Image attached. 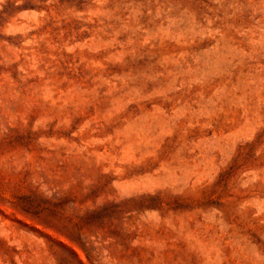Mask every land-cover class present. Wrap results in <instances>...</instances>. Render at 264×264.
Instances as JSON below:
<instances>
[{
  "label": "rangeland",
  "instance_id": "374dc122",
  "mask_svg": "<svg viewBox=\"0 0 264 264\" xmlns=\"http://www.w3.org/2000/svg\"><path fill=\"white\" fill-rule=\"evenodd\" d=\"M0 264H264V0H0Z\"/></svg>",
  "mask_w": 264,
  "mask_h": 264
}]
</instances>
